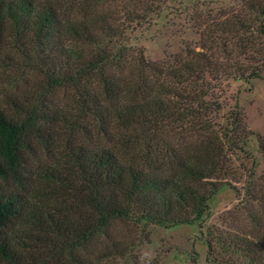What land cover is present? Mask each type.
<instances>
[{
	"label": "trees",
	"instance_id": "trees-1",
	"mask_svg": "<svg viewBox=\"0 0 264 264\" xmlns=\"http://www.w3.org/2000/svg\"><path fill=\"white\" fill-rule=\"evenodd\" d=\"M232 1L239 5L200 34L222 41L221 63L203 45L159 64L130 46L125 30L147 24L160 0H0V25L27 34L44 81L20 115L0 110L4 264H94L91 248L116 222L177 227L207 212L230 185L226 149L244 145L246 134L238 113L216 121L224 84L264 78V0ZM61 90L63 104L46 105L45 95ZM30 135L52 138L44 149L60 154L40 168L42 189L22 163ZM14 223L21 229L9 236Z\"/></svg>",
	"mask_w": 264,
	"mask_h": 264
},
{
	"label": "rangeland",
	"instance_id": "rangeland-1",
	"mask_svg": "<svg viewBox=\"0 0 264 264\" xmlns=\"http://www.w3.org/2000/svg\"><path fill=\"white\" fill-rule=\"evenodd\" d=\"M201 3L207 5L194 9ZM160 4L161 12H155L147 24H131L125 30L130 46L142 51L145 59L159 64L186 57V51L199 53L203 45L211 47L212 54L208 55H213L218 63L224 60L221 50L215 49L222 41L204 42L200 34L209 18L236 8L239 1L160 0ZM199 24L204 25L198 27ZM31 57L32 45L27 34L9 22L1 24L0 110L8 115H20L30 101L35 102L41 95L43 77L33 70ZM64 100L63 90L44 97L46 105L53 102L61 106ZM221 103L216 121L225 124L230 114L238 113L246 131L244 145L226 149L231 166L230 185L220 188L207 202V212L188 225L114 223L109 238L101 246L91 248L92 263L264 264V78L250 83H225ZM48 127L42 125V131H50L53 138L54 130ZM52 138L45 135L41 140L30 135L26 139L22 163L25 173L31 176V186L46 187L38 177L40 168L56 163V159L61 162L59 152H52V145L51 153L44 149L52 144ZM77 141L82 142L80 138ZM20 229L14 223L7 233L13 236ZM0 264H4L1 257Z\"/></svg>",
	"mask_w": 264,
	"mask_h": 264
}]
</instances>
